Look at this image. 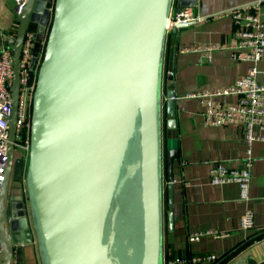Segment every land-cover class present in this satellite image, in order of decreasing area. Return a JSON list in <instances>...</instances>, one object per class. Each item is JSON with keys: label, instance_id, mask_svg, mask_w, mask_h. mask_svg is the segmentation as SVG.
<instances>
[{"label": "water", "instance_id": "obj_1", "mask_svg": "<svg viewBox=\"0 0 264 264\" xmlns=\"http://www.w3.org/2000/svg\"><path fill=\"white\" fill-rule=\"evenodd\" d=\"M50 2L28 0L18 15L0 264H23L24 247L34 242L42 264H164V165L173 234L179 158L173 74L164 88L174 0H55L49 25ZM197 3L179 0L177 11ZM28 32L35 36L31 70L43 54L30 157L28 163L19 159L26 165L25 187L17 199L11 178L22 176H12V167ZM233 264L264 260L249 251Z\"/></svg>", "mask_w": 264, "mask_h": 264}, {"label": "crops", "instance_id": "obj_2", "mask_svg": "<svg viewBox=\"0 0 264 264\" xmlns=\"http://www.w3.org/2000/svg\"><path fill=\"white\" fill-rule=\"evenodd\" d=\"M260 2L259 13L264 22V0H198L195 11L203 18L168 33L165 50L164 88L170 83L167 70L173 56V83L178 104L179 158L174 162V232L168 222V168L164 165L165 201V259L216 253L215 263L233 264L235 260L253 251L258 261L264 260V141L252 145L253 166L249 200L240 198V185L236 182L215 184L210 170L217 162L230 168H242L241 158L246 154L247 141L244 128L238 124L211 126L204 122L203 107L192 94L214 90L233 84L245 75L249 62L232 58L235 45L234 20L220 13L247 3ZM179 0H174L177 11ZM18 16L12 0H0V38L16 33ZM221 43L225 47L213 52L212 61L202 53L179 51L182 46ZM258 81L264 84V56L258 63ZM225 104L237 101V96L215 98ZM165 115V107H164ZM164 118L165 146L169 130ZM258 132V129H256ZM168 150L165 147V159ZM254 212L255 226L244 230L241 222L245 211ZM224 232L216 236L212 232ZM200 233L191 238L192 233ZM23 264H42L36 242L24 247Z\"/></svg>", "mask_w": 264, "mask_h": 264}, {"label": "built area", "instance_id": "obj_3", "mask_svg": "<svg viewBox=\"0 0 264 264\" xmlns=\"http://www.w3.org/2000/svg\"><path fill=\"white\" fill-rule=\"evenodd\" d=\"M12 2L13 9L18 16L25 8L28 0H12ZM259 4L260 2L247 3L220 13V16H231L234 20L236 42L232 46V58L249 62L247 73L229 86L192 94L193 97L199 99L203 107L205 124L211 126L238 124L244 128L247 148L245 156L241 158L242 168H230L222 162H217L210 170L211 180L215 184L238 183L242 200H249L250 197V182L254 162L252 145L256 141H264V84L258 81V63L264 56V22L259 13ZM202 18L193 6L184 7L180 12L172 10L168 21V33L174 27L190 25ZM15 39L16 33L3 35L0 38V193L8 162ZM34 45V33L28 32L21 57V97L15 140V154L25 163H28L31 148V115L28 111V103L33 100L43 54L41 52L35 69L31 70ZM224 48L221 43H212L182 46L179 51L182 53H202L211 62L213 52ZM167 72L173 74L171 70H167ZM224 96H237V101L225 104L215 99ZM241 226L244 230L254 228L253 210L247 209L245 211ZM212 233L216 236L226 235V233L219 231ZM199 235L198 232L192 233L191 238H197ZM219 259L220 257L216 253L181 255L165 259L164 264L215 263Z\"/></svg>", "mask_w": 264, "mask_h": 264}, {"label": "flooded vegetation", "instance_id": "obj_4", "mask_svg": "<svg viewBox=\"0 0 264 264\" xmlns=\"http://www.w3.org/2000/svg\"><path fill=\"white\" fill-rule=\"evenodd\" d=\"M19 159H21V158H18L15 154V159H14L13 167H12V176L18 175V174H20V172L22 174V169H23V171L26 170V168H25L26 165L22 164V161H20ZM21 177H19V178L12 177L11 178V188L13 190L12 195L17 197V199H19V197L22 196L21 188H23V190H24V187H25V177H23V178H21Z\"/></svg>", "mask_w": 264, "mask_h": 264}, {"label": "rangeland", "instance_id": "obj_5", "mask_svg": "<svg viewBox=\"0 0 264 264\" xmlns=\"http://www.w3.org/2000/svg\"><path fill=\"white\" fill-rule=\"evenodd\" d=\"M54 2H55V0H51V2L49 3V8H50V10H51V20H50V22H49V25H50V23H51V21H52V18H53ZM31 109H32V102L30 101V102L28 103V111H29L30 115H31ZM26 171H27V170H24V171L22 172V177H21V178L26 177Z\"/></svg>", "mask_w": 264, "mask_h": 264}, {"label": "trees", "instance_id": "obj_6", "mask_svg": "<svg viewBox=\"0 0 264 264\" xmlns=\"http://www.w3.org/2000/svg\"><path fill=\"white\" fill-rule=\"evenodd\" d=\"M31 113H32V109H31ZM30 120H31V117H30Z\"/></svg>", "mask_w": 264, "mask_h": 264}]
</instances>
